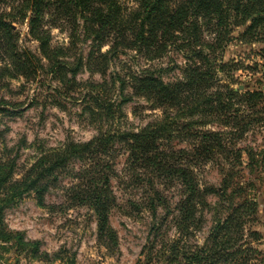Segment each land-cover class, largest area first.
Wrapping results in <instances>:
<instances>
[{"label":"trees","instance_id":"obj_1","mask_svg":"<svg viewBox=\"0 0 264 264\" xmlns=\"http://www.w3.org/2000/svg\"><path fill=\"white\" fill-rule=\"evenodd\" d=\"M7 8L14 13H8ZM18 14L24 21L28 20L30 35L40 43L42 55L54 74H61L66 66L58 60L60 54L51 47L48 33L43 29L42 21L47 14L56 20L82 21L86 39L95 43L103 44L106 38H112L108 51L112 57L133 51L144 58L157 59L167 49H173L183 53L186 64L182 78L170 84L150 70L125 77L116 74L112 83L122 100L118 105L94 90L95 94L91 92L96 108L113 120L117 114L124 116L121 107L133 97L153 99L166 112L162 120L137 132L116 128L113 132H100L88 142L68 141L58 150L42 152L22 181L13 180L12 171L6 172V165L0 161V225H3V206L30 191L43 204L45 192L51 185H58L60 174H66L77 180L68 190H74L75 197L96 213L99 242L112 250L116 234L110 227L109 213L116 201L109 190H113L112 179L117 176L112 156L123 152L124 171H140V181L146 190L178 185L179 189L187 190L185 199L178 204L179 214L172 216V221L188 238L191 230L201 227L208 207L205 198L214 190L201 187L199 170L216 155L228 159L234 156L241 163L242 150L225 141L226 136L239 138L251 121L264 120V91H236L234 76L228 74V82L223 85L219 78L221 73L239 67L240 62H224L228 46L264 45V0H0V61L5 64L0 67V81L5 74L13 78L26 71L33 76L39 70L36 57L28 51H19L13 42L11 18ZM208 35L211 40H207ZM261 53L264 54V47ZM237 105L246 106V110ZM214 122L230 130H208L207 126ZM173 139L186 143L187 147L176 149L172 146ZM217 161V166L222 168L224 164L220 159ZM74 163L80 166L75 169ZM128 182L122 180L125 185ZM226 189L227 184L218 192L221 198L227 194ZM156 197L160 198L159 192ZM242 209L239 206L232 208L227 216L222 214L225 217L218 220L201 248L185 250L182 239L166 242L160 248L161 261L164 264H264V253L243 240L246 222ZM256 212L255 207L253 214ZM253 236L256 240L261 238L257 232ZM0 239L9 242L12 236L3 230Z\"/></svg>","mask_w":264,"mask_h":264},{"label":"rangeland","instance_id":"obj_2","mask_svg":"<svg viewBox=\"0 0 264 264\" xmlns=\"http://www.w3.org/2000/svg\"><path fill=\"white\" fill-rule=\"evenodd\" d=\"M7 11L14 13L10 8ZM11 20L15 46L34 55L39 69L33 76L26 71L13 78L5 74L0 81V161L6 165V172L12 171L13 180H24L43 153L58 150L68 141L88 142L100 132H113L116 128L137 132L163 119L166 112L153 99L133 97L121 107L124 116L117 114L113 120L96 108L91 92L94 90L118 105L122 100L112 83L114 76L125 77L142 70L155 71L164 83H175L182 78L186 64L183 53L167 49L162 58L151 59L126 51L112 57L108 54L112 38H106L103 44L95 43L86 39L82 21L56 20L47 14L43 29L51 47L60 54L58 60L66 66L58 75L52 73L40 43L30 35L28 20L24 21L19 14ZM211 39L208 35L207 40ZM263 47L255 44L249 48L237 43L228 46L224 62L240 63L238 69L219 75L221 85L228 82L230 74L234 76V88L264 91ZM4 65L0 61V67ZM128 92L131 94L132 90ZM239 107L246 110L244 105ZM207 129L230 130L219 122L211 123ZM246 129L239 138H225L242 150L241 163L234 156L228 159L216 155L199 170L201 187L214 190L205 198L208 207L201 227L191 230L188 238L172 221V216L179 214L177 207L187 190L179 189L180 185L146 190L140 171H124L126 155L122 152L112 156L117 172L112 179L113 190H109L116 201L109 213L110 227L116 234L112 250L99 242L95 211L81 203L74 190H68L77 180L60 174L58 185H51L45 192L43 204L30 191L3 206L0 231L5 230L12 239H0V264H164L159 253L163 244L182 239L185 250L201 248L218 220L239 206L243 207L246 222L243 240L264 253V120L254 119ZM172 146L187 147L177 139L172 140ZM218 159L224 164L222 168L217 166ZM72 166L77 169L80 164ZM122 180L129 182L125 185ZM226 184L227 194L221 198L218 192ZM156 192L163 201H159ZM255 207L257 212L253 214ZM168 212L172 214L168 216ZM253 232L261 238L256 240Z\"/></svg>","mask_w":264,"mask_h":264},{"label":"water","instance_id":"obj_3","mask_svg":"<svg viewBox=\"0 0 264 264\" xmlns=\"http://www.w3.org/2000/svg\"><path fill=\"white\" fill-rule=\"evenodd\" d=\"M237 90H243V86H241L240 88L236 89V91H237Z\"/></svg>","mask_w":264,"mask_h":264}]
</instances>
